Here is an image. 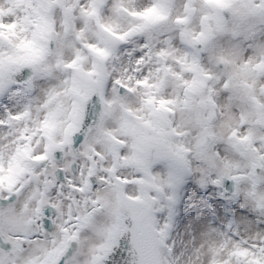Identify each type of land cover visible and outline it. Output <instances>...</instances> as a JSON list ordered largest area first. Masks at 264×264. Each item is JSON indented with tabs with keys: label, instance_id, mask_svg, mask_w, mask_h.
Segmentation results:
<instances>
[{
	"label": "snow or ice",
	"instance_id": "6c2138e0",
	"mask_svg": "<svg viewBox=\"0 0 264 264\" xmlns=\"http://www.w3.org/2000/svg\"><path fill=\"white\" fill-rule=\"evenodd\" d=\"M0 264H264V0H0Z\"/></svg>",
	"mask_w": 264,
	"mask_h": 264
}]
</instances>
